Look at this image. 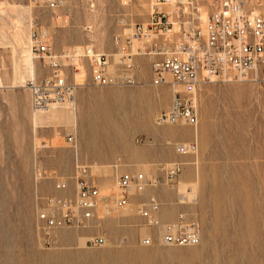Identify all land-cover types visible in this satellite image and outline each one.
Here are the masks:
<instances>
[{"label": "rangeland", "instance_id": "obj_1", "mask_svg": "<svg viewBox=\"0 0 264 264\" xmlns=\"http://www.w3.org/2000/svg\"><path fill=\"white\" fill-rule=\"evenodd\" d=\"M216 2L177 0L173 34L180 31L178 22L191 20L197 4L207 18ZM247 2L264 6V0ZM173 9L155 8V0H66L53 10L38 0H0V264H264V81L249 76L203 85L197 93L198 138L187 125H156L155 117L184 89L151 86V61L137 51L124 69L137 84L93 85L87 53L110 55L112 70L119 69L115 38L128 36L154 12ZM33 26L49 30L58 56L73 53L58 72L77 87L75 107L33 114L26 83L54 71L32 54ZM192 142L195 154L176 152ZM174 163L184 168L176 184L150 187L120 216L94 222L93 231L47 230L38 220L44 206L38 195L72 192L76 165L119 164L122 171L162 177V168ZM106 171L109 199L115 172ZM56 181L68 190L59 192ZM152 195L164 203L163 215L175 204L176 219L182 212L199 223L198 246L142 244L154 231L144 226L138 206ZM87 233L104 236L105 245L86 247L81 238Z\"/></svg>", "mask_w": 264, "mask_h": 264}, {"label": "built area", "instance_id": "obj_2", "mask_svg": "<svg viewBox=\"0 0 264 264\" xmlns=\"http://www.w3.org/2000/svg\"><path fill=\"white\" fill-rule=\"evenodd\" d=\"M239 1V0H238ZM236 0L217 1L216 10L210 15L207 22V30L204 31L199 22V11L190 21L184 22L179 39L170 41L163 34L173 33L175 30L172 14L162 10L154 12L147 26L136 27L137 37H157L154 43L145 53L154 55L153 74L155 84L166 85L177 91L182 86L185 92H176L171 111L163 112L158 118L159 124L179 125L186 124L197 128L200 124L195 94L197 87L202 82H209L212 77H222L226 70H232L236 75L251 76L255 80L264 81V14L250 15ZM171 0H157L156 8L161 5L171 4ZM176 6V5H175ZM178 13L180 8H176ZM181 23V22H180ZM34 39L38 42L33 51L37 56L51 62L53 74L49 81L34 82L29 86L35 107L39 110H47L54 103H64L74 96L75 87L66 77L58 72L62 66L56 57L52 56L46 41H43L38 30L33 32ZM128 44H132L128 39ZM127 54V49H124ZM88 55V53H87ZM131 56V54H129ZM128 55V56H129ZM91 65L96 70L95 83L106 86L109 84L105 70L109 59L103 54H92ZM163 58H162V57ZM75 71V64L71 63ZM171 76L172 81L168 77ZM126 82H133L126 78ZM71 143L73 137H66ZM197 143L179 144L176 152L187 156L195 154ZM182 163H174L164 166L162 178L150 179L144 173L136 172L120 174L108 192L111 197L107 199L106 191L89 179V171L86 166H76L77 175L73 178L77 192L69 197L52 196L41 200L38 207V220L44 224V229H89L95 220L102 221L106 217L118 215L120 210L129 208L131 197L134 193H143L149 187L157 188L164 183L173 184L183 172ZM117 170V168H116ZM119 171V170H117ZM60 181V180H58ZM55 182L54 188L59 191L68 190L65 182ZM42 199V198H41ZM161 204L155 198H150L139 209L146 227L157 228L161 222L157 217ZM162 238L156 233L144 237L142 244L145 246L161 243L176 247L198 246L200 243V225L189 221L184 215L176 223L168 224L164 229ZM106 243L104 236L89 235L86 237V247H103Z\"/></svg>", "mask_w": 264, "mask_h": 264}, {"label": "bare ground", "instance_id": "obj_3", "mask_svg": "<svg viewBox=\"0 0 264 264\" xmlns=\"http://www.w3.org/2000/svg\"><path fill=\"white\" fill-rule=\"evenodd\" d=\"M218 2L219 1H221V0H217ZM236 1H238V0H236ZM239 1H241L242 3H243V6L246 8V10L247 11H250V15H253V16H255L256 14H264V6H258V7H255V8H250L249 7V4H248V2H247V0H239ZM237 2L238 4L239 3H241V2ZM38 2L40 3V5H42V6H45L46 8H49V9H51V10H53V9H56V8H59V7H62L65 3H66V0H38ZM171 4H167V5H161L160 7H170V9L172 8H174L175 9V5H176V3H177V0H171V2H170ZM216 5H218L217 4V2H216V4H215V6H214V10L211 12V14L216 10ZM156 6H157V0H155V8H156ZM199 6V4H197V7H195L196 9H198V11H199V15H200V18H199V22L197 23L198 24V26H200L202 29H204V31L205 30H207V22H208V20H209V17H210V15L211 14H209L208 16H207V18H204L203 17V13H202V8H200V6ZM94 6L92 5V8H93ZM173 9V10H174ZM186 11V10H185ZM167 12H169L170 14H172V18H174V15H175V12H176V9L174 10V11H167ZM186 13V12H185ZM195 11L193 10V13L191 14V17L193 16V15H195ZM152 16V15H151ZM151 18V17H150ZM149 21H150V19H149ZM148 21V22H149ZM148 22L147 23H144V25L143 26H147V24H148ZM178 24L180 25V31L183 29L182 27H183V25H181V23L180 22H178ZM176 27H177V25H176V23L174 24ZM137 27V26H136ZM136 27L132 30V32L130 33V34H128V36H125V37H117V38H115V41H114V43H115V45H116V48H117V52H116V54L114 55L117 59H118V63L116 64L117 65V67L119 68V69H117V70H115V71H113L112 70V68H111V59H110V55H107V54H103V53H98V54H103V55H105V56H107L108 57V59H109V64H108V67H107V69L105 70V75H107L108 76V79H109V84L108 85H106V86H101V85H99V84H97V83H95V79H94V77H95V75H94V73H95V71L96 70H93V68H92V75H93V77H92V80H93V85L95 86V87H108V86H114V85H116V86H128V85H130V84H137L136 82H137V80L135 79V75H132V76H130V75H128V74H126L125 72H124V69L125 68H127V62L130 60V59H133V56H134V54H135V52L137 51V53L139 54V55H142V56H146V57H148L149 59H150V61H151V74H152V80H151V82H150V85L151 86H153V87H161V86H163V85H161V86H158V85H156L155 84V76H154V74H153V62H152V60H153V57H155L154 55H148V54H146L145 52L150 48V47H148L147 46V43H150L149 41H151L153 44L154 43H156L158 40H157V37H155V36H152V37H148V36H144V37H137L136 36V33H137V31H136ZM85 28V30L86 31H89L90 30V28H88L87 26H85L84 27ZM176 29V28H175ZM32 33H31V46H32V54H34L35 55V57L37 58V59H40L38 56H37V54L33 51V48L35 47V45L38 43L35 39H34V37H33V32L35 31V30H38L39 32H40V34H41V36L43 37V41H46L47 43V45L49 46V48H50V52H51V54H52V56H54V57H56V59L58 60V61H60V63L62 64V66L64 65V62L65 61H70L71 59H73L74 57H72V56H74L73 55V53L72 52H65L64 54H63V56H58L56 53H55V51H54V49H53V47H52V45H50V33H49V30L48 29H46L45 27H42V26H33L32 27ZM173 33H174V31H173ZM173 33H166V34H163L162 35V37L165 39V36L166 37H168V39H170V41H176V40H178L179 38V35H180V32H177L176 34H173ZM128 39L129 40H131V42H132V44L130 45V44H128ZM135 41L136 42H139V46L138 47H136V45H135ZM152 44V45H153ZM131 48V49H130ZM124 49H127V54H126V51H124ZM129 54H131V56L129 55ZM89 55V54H88ZM88 55H86L85 56V58H87L89 61H90V64H91V60L90 59H92V57L91 56H89L88 57ZM129 55V56H128ZM162 57V56H161ZM163 58V57H162ZM40 60H42V59H40ZM42 61H44V63L46 64V66L47 67H50L51 69H52V66H51V62L50 61H48L46 58L44 59V60H42ZM62 66L59 68V70L58 71H60V69L62 68ZM91 67H92V65H91ZM129 67L130 68H132V66H130L129 65ZM54 70V69H53ZM51 78H53L52 76H49V77H38V78H34V79H32V80H29L27 83H26V86H25V88H26V90L28 91V93H30V95H31V109H32V111H33V114L35 115V114H40V113H45V112H48L49 110H51L50 108H53V107H60V106H66V105H68V106H72V107H75V104H76V94H77V92H76V86H74L75 87V89H74V96H73V98L72 99H67L64 103H54V104H52L51 106H50V108H48L47 110H39V109H37L36 107H35V104H34V100H33V97H32V92H31V88H30V84L31 83H34V82H42V80H45L46 79V81H49ZM126 78H130L131 80H133V82H129V83H127L126 82ZM246 78H248V76H244V75H236V73L234 72V71H232V70H226V73L225 74H223V76L222 77H212V79L209 81V82H202L197 88V91H196V94H195V101H196V104H197V93L199 92V90L201 89V87L203 86V85H205V84H209L210 82H214V81H223V82H231V81H234L235 79H238V81H243L244 79L246 80ZM168 79H169V81H172V78H171V76H169L168 77ZM171 79V80H170ZM254 79V78H253ZM255 80V79H254ZM215 83V82H214ZM164 86H166V85H164ZM182 89H184L182 86H180ZM174 90V89H173ZM184 92H185V89H184ZM175 96H176V93L173 95V98H172V101H171V103H170V107H169V109L168 110H166V111H162V113L163 112H168V111H171V109L173 108V101H174V99H175ZM197 110H198V114H199V104H197ZM162 113H160V114H158L156 117H155V119H154V121H155V123H156V125L158 126V127H163V126H179V125H186V124H183V123H181V124H179V125H172V124H163V125H160L159 124V121H158V118L162 115ZM198 128V127H197ZM197 128H195L194 129V132H195V136H196V138H198V136H197V133H198V130H197ZM67 135H70V136H72L73 137V135H71V134H69V133H67L66 134V137H67ZM73 140H74V142L72 143V144H74L75 146L77 145L76 144V140H75V138L73 137ZM76 166H86V169H87V171H89V179H91L92 181H94L97 185H98V187H102V189L103 190H105V189H107V187H103V186H105V185H107L106 183L104 184V180H106V179H103L104 177H107V174H108V172L106 171V168L107 167H110V168H112L113 169V171L115 172V175H114V182L116 183V179H117V177L120 175V174H130V173H136L137 171H132V172H128V171H122V170H119L118 168L120 167V165L119 164H116V165H110V166H100V167H97L96 169H94L92 166H90V165H76ZM116 168H117V170H119V171H117L116 170ZM77 169H76V167H75V170H74V175H73V177H72V180H73V178H74V176H76L77 175ZM95 172H97V175L99 176V177H96V176H94V174H95ZM102 173L105 175V176H102ZM142 173V172H141ZM145 174V173H144ZM145 176L147 177V178H150V179H155V178H162L163 176H164V172H163V176L162 177H153V176H149V175H146L145 174ZM181 176V175H180ZM180 178V177H179ZM179 178L177 179V181L179 180ZM177 181L176 182H174L173 184H169V185H174V184H176L177 183ZM113 182V183H114ZM165 185H168V184H166V183H164L162 186H165ZM160 187V186H159ZM73 188H74V190L72 191V192H69V194H67V195H64V196H60V195H53L54 197H56V196H59V197H69V196H72V195H74L75 194V192H77V188H76V186H74V183H73ZM150 188V187H149ZM148 188V189H149ZM147 189V190H148ZM146 190V191H147ZM59 191V190H58ZM67 191V190H66ZM65 190L63 191H59V192H66ZM145 191V192H146ZM145 192H143V193H134L133 194V196L131 197V200L133 199V197H136V196H140V195H143ZM38 196H40L42 199L41 200H43V199H45V198H48V197H52V196H48V195H46V196H44V195H42V194H40V195H38ZM40 200V201H41ZM144 203H146V202H142V203H140V205L138 206V214H139V216H140V208L143 206V204ZM41 205H42V202H41ZM131 206V205H130ZM129 206V207H130ZM37 207H38V205H37ZM125 209H127V208H125ZM125 209H123V210H125ZM161 209H162V206L160 207V211L157 213V217H158V219L160 220V222H161V226H159V227H157V228H153V231H154V233H156L157 234V236L159 237V238H162V236H163V232H164V229L166 228V226L168 225V224H173V223H176L177 221H178V219L181 217V215H184L187 219H188V217L185 215V214H183V213H181V215H179V218L175 221V222H172V223H164L163 222V220L161 219V217L159 216L160 215V212H161ZM123 210H120V212H122ZM120 212L118 213V215L120 216ZM117 215V216H118ZM114 216H112V217H106V219L107 218H113ZM119 218V217H118ZM140 218H142L143 219V217H141L140 216ZM189 220V219H188ZM97 221H99V220H95V221H93L92 222V224L94 223V222H97ZM190 221V220H189ZM195 222V221H194ZM143 223H144V220H143ZM197 223V222H196ZM198 224V223H197ZM145 226V225H144ZM146 227V226H145ZM91 228V227H90ZM89 228V231H93V229H97L96 227L94 228L93 226H92V228L90 229ZM148 228V227H147ZM99 229V228H98ZM63 230H68V229H63ZM200 232H201V229H200ZM89 235H94V234H89V233H87L86 234V236L85 237H83V238H81L83 241H84V245L86 246V237L87 236H89ZM201 235H202V232L200 233V242H201ZM147 236H150V235H147ZM147 236H145V237H147ZM155 245H163V244H161V243H156ZM163 246H166V245H163ZM168 246H170V245H168ZM176 247V246H175ZM184 247H188V246H184ZM194 247V246H193Z\"/></svg>", "mask_w": 264, "mask_h": 264}, {"label": "crops", "instance_id": "obj_4", "mask_svg": "<svg viewBox=\"0 0 264 264\" xmlns=\"http://www.w3.org/2000/svg\"><path fill=\"white\" fill-rule=\"evenodd\" d=\"M22 94H23V97L25 98V101H26V99H27V97H28V95L25 93V91H23L22 92ZM26 103H27V109H28V102L26 101ZM182 175V174H181ZM180 179V178H179ZM150 198H155V200L156 201H158V202H160V204H161V206H162V209H161V212H160V217H161V219L163 220V222L164 223H172V222H175L179 217H177V219H176V216L174 215L175 214V212H177L178 211V207H177V205H171V206H173L172 207V212H170V214H168V215H163L162 214V210H163V206H164V203L159 199V197L158 196H154V195H152L151 197H149V199ZM149 199H147V200H145V201H142V202H146V203H148L149 202ZM141 202V203H142ZM174 213V214H173ZM182 213V212H181ZM181 213L179 214V215H181ZM178 215V216H179ZM143 220V219H142Z\"/></svg>", "mask_w": 264, "mask_h": 264}]
</instances>
